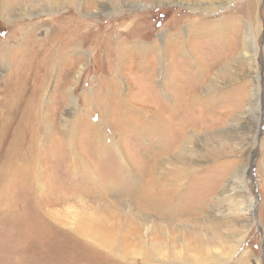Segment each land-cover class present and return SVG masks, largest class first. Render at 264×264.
I'll list each match as a JSON object with an SVG mask.
<instances>
[{
	"label": "rangeland",
	"instance_id": "obj_1",
	"mask_svg": "<svg viewBox=\"0 0 264 264\" xmlns=\"http://www.w3.org/2000/svg\"><path fill=\"white\" fill-rule=\"evenodd\" d=\"M4 9L0 6V48L5 41L10 46L26 42L31 28L36 39L46 29L52 39L74 33L81 46L74 52L62 50L76 62L74 69L63 61L48 73L50 54L40 50L46 40H28L18 58L0 53V264H120L97 244V237L91 240L76 230H91L87 218L94 230L95 223H102L100 230L112 239L121 233L131 237L134 225L143 228L127 210V186L149 191L153 186L147 163L158 165L153 157L160 159L170 140L185 134L192 136L195 154L185 161L198 165L179 191L185 197L179 194L177 208L188 222L181 223L182 230L176 228L177 239L152 234L149 244H169L153 254L161 262L149 264H179L187 257L190 264H264V0H73L23 17ZM120 40L124 43L118 46ZM67 41L59 40L56 48L67 47ZM138 41L148 47L144 66H135L132 48L114 75L118 48ZM153 45L164 50L162 79ZM190 93L195 99L189 105ZM86 94L108 101L105 131L122 152L126 171L112 143L100 147L92 142L87 121L63 130V119H74L67 102L71 96L77 99L78 113L97 120ZM37 96L44 101L41 113L48 111L53 121L52 142L40 148L36 179L26 182L11 174L5 186L4 172L14 161L25 162L32 149L36 127L31 111ZM117 99L144 108L145 120L134 125L136 114L130 113V124L118 123ZM171 99L178 104L173 115L165 110ZM151 112L161 113V124L168 126V140L161 139L166 147L154 133L145 132L146 124L154 125ZM45 133L41 128L40 134ZM248 198L253 200L252 214L238 210ZM197 223L205 228L214 224L209 230L213 237L204 239L199 252L182 243ZM137 254L130 255L131 264H144Z\"/></svg>",
	"mask_w": 264,
	"mask_h": 264
},
{
	"label": "bare ground",
	"instance_id": "obj_2",
	"mask_svg": "<svg viewBox=\"0 0 264 264\" xmlns=\"http://www.w3.org/2000/svg\"><path fill=\"white\" fill-rule=\"evenodd\" d=\"M62 3L72 4L73 0H66V1H64V0H0V6L2 9L4 7L5 8L4 10H6L10 15H16L18 17H23L24 15L32 16L33 14L38 13L39 12L38 10H40V9L53 8V7H56L57 5L60 6ZM62 8L63 7H61L60 9H62ZM70 10H71V8H70ZM66 32L67 31L63 32L61 34L62 35L61 37H57L55 39H52L51 38V31L46 29V31L43 33L44 34L43 37L41 39L40 38L36 39V37H35L36 35H35L34 31H32V28L28 29V37H26V38H28L27 41L29 40L30 43L31 42L36 43V41L46 40V46H44L42 44L43 47H41L40 50H45V51H47V53L50 54V56L46 62V68H47L46 72L47 73H48V70L51 68V66L53 67L55 65H58V64L62 63L63 61H66V64H69L70 65L69 67H71L73 69L76 65L75 64L76 62L74 63L72 60L69 59V55L67 57H65L62 50L64 48H69L70 52H74L75 50H78L80 48L81 44L77 41V37L74 36V33H73V36H71L70 33H68V32L66 33ZM26 38H24V39L26 40ZM57 40L58 41L59 40H62V41L68 40L67 41L68 42L67 47H66V45H64V47H62L60 45L58 48H56V45L58 44ZM123 41L120 40V41H116V42L119 46V45H123V43H124ZM26 42L21 41V42H18V44H16V45L10 46V45H8V42L5 41L4 43H2V46L0 48V53L2 56H6L8 53H11L13 56L16 55L15 58H18L25 51V48H26L25 45L27 44ZM54 42H56V44ZM132 48H134V50H136V51H134ZM152 48L155 49V50H152L154 60L157 61V64H159V67H158L159 68V77L161 79L165 78L166 74H165L164 70L166 69V66L164 65V62H163L164 57H165L164 50L158 48L157 45H153ZM130 49L133 50V51H131V54H134V56H135V62L137 64V65L135 64V66L140 67V68H142L144 66L142 60L148 52L147 51L148 47L139 41L134 43L133 45H131V47L130 46L127 47L124 45V46H121L120 48H118V53L114 57L113 64H114V68H116L114 71V75L119 74L118 70L120 68V60L128 54V51ZM173 49L176 50L175 47ZM167 51H165V52H167ZM18 60H20V59H18ZM16 64H17V62H16ZM16 64H14V65L17 66L18 64L17 65ZM83 70H84V65L80 66L78 68L77 75L75 77H78L82 73ZM161 92H162V95H164V96L167 95L166 90L163 87H161ZM174 97H175V95H174ZM85 99H86V105L88 107H91L93 110L97 111V113H98L97 120H93L91 115L88 116L86 114L78 113L79 112L78 111L79 106L77 104V99H76V97L71 96V98L69 100H67V102H68L69 106L72 107V110H73L72 112H70L69 115L74 117V119L72 120V122H69L67 119L64 118L63 119V130L65 131L67 126H69V125H71V127L72 126L74 127V125H77L78 123L81 124L82 122L85 123V121H87L86 130L91 134L92 142H94L95 144H99L100 147H102L103 144H105L107 142L112 143L114 148H115V151L120 156V153L122 154V152L119 150L116 141L114 139H112L107 134V132L105 131L106 127H107V126H105V124L108 123V121L105 119L107 108L109 109L108 101L101 98V96L91 97V96H88L87 94L85 95ZM194 99H195V93H190V95L188 96L189 105L192 103V101H194ZM162 101H163V99H162ZM43 103H44L43 99L41 100V98H38V96H37L35 99V102H34V108L31 111L32 112L31 122L36 127L34 134L30 138V146L32 147V149L30 150L29 153L26 154L27 159L25 162L19 163L17 161L16 162L14 161L12 163L11 167L7 171L4 172L5 173L4 175L6 177V180H4L5 186L9 185V182L11 180L10 178L12 177L11 174H15L17 176L24 178V180L26 182H28V181L31 182V179H36L37 175L39 174L38 170L36 171V167L40 163V156H39L40 155V153H39L40 148H42L43 146H46L48 142H52L50 139V135L52 134V133H50L51 132L50 127H51V124L53 121L50 118L48 111L41 113L40 107H42ZM150 103H152V102H150ZM159 106H161V105L159 104ZM116 107H117V111L115 113L116 114L115 118L118 121V123H124V122L128 121V123L130 124L131 122L129 121V118H128L129 117L128 114H130V113L136 114V117L135 116L133 117V119H135L133 121L134 125L137 122V119L143 120V118L145 117L143 115L145 112L144 108H140V107L138 108L137 106H127L125 104L124 99H120V100L117 99ZM169 107L170 108L165 109V110L166 111L168 110L169 112H171L170 113L171 115L176 114L175 108H178V104L173 99H171V103H170ZM146 112H148V111H146ZM172 112H174V113H172ZM148 116L150 117L151 121L154 122V125H151V124L145 125L144 124L146 126L145 132H147L148 134L154 133V136H156L158 138V140L159 139L161 140L162 138L166 139V133H167L166 131L168 129V126L161 124L160 121L162 119H164V117L161 116V113L151 112V114ZM167 117H169V116H167ZM54 118H55V116H54ZM55 119H54V121H55ZM140 123H142V122H139V125H140ZM174 126L177 127L176 125H174ZM41 128H43L46 132L45 135H43V136L40 134ZM120 129H121V127H120ZM110 130H111V127H110ZM64 137H66L65 134H64ZM14 138H15V136H14ZM67 138H68V136L66 137V139ZM191 138H192L191 135H186V134L181 135L177 139L175 138V140L172 138L173 140H170V143H171L170 145L168 143L167 149L165 150L166 152L163 154V156H161L160 159H158V160H157V158H158L157 155H155L153 157L154 158L153 161H156L157 162L156 164H158L159 166L153 165L152 162L149 163L147 161L149 163V164L147 163V165H148L147 167H150V170H147L146 172L150 171L148 173V177H149L148 180H150V182L152 183V186H153L152 188L149 189V191H143L142 189H140V187L138 185L134 186V185L129 184L127 186L128 188L126 189V193L129 194L128 199H126V201H125L127 210L129 211L130 215H133V216L137 217V219L139 218V220H141V226H143V228H140L139 225H134L132 227V233L130 232L131 237H126V235L124 233H121L119 235L118 239L116 238V236L114 239H112V238H110V236H107V234H105L106 231H104V229L100 230V224H102V223H100L99 221H98V223H95V224H99V225H95V227L96 226H98V227L96 228V230H94V228H93L94 222L91 221V219L87 218L86 220H84V222L86 221L87 222L86 224H89V227L91 228V230L89 229L90 230L89 231L87 229H84L82 226H80V228L78 230H76V232L81 234L84 237L90 238L91 240H93L94 237H97L98 238L97 240L99 242L97 244L101 247H104L107 250V252H110L115 257H117L120 264H131L130 260H132V259H131L130 255L134 254V253L135 254L138 253L137 255L141 256V261L144 264H149V261H151V260L159 261L158 259L156 260L157 257L155 258L153 254L155 252L158 253V250H159V252H163V247H166L167 244H169V243L164 244V243H162L163 241L162 242L161 241L160 242L159 241H155V242L153 241V242H150V244H149V240L152 238L151 237L152 234L155 232H160L161 234H163V236L165 235V236H168L170 238L177 239L176 228L178 227L180 230H182L183 227L181 226L182 225L181 223H187L188 222V221H184L183 219H181L183 217L182 216L183 210H179L177 207L180 206L179 203L181 202V197L179 195L181 193L179 191H180L182 185L186 182L188 175H190V173L196 167H198L197 164L185 161L188 158L195 159L194 158L195 154L192 151V147L190 146V144L192 143ZM165 139L161 140V141H163L162 143L164 146L167 144V143L166 144L164 143ZM166 140H168V138ZM16 141L18 142V140H16ZM71 142L72 141H68V144H69V147H71V149H72L73 145L71 144ZM162 150H164V149H162ZM167 153H169V154H167ZM120 158L124 164L121 167H123L124 171H126L125 167L127 165L125 164V161L123 160V156H120ZM8 166H10V165H8ZM86 167L87 166H84L85 170L88 171L86 169ZM127 170H129V169H127ZM151 175H153V176H151ZM235 178L237 179L238 176L235 175ZM38 186H42L40 182L38 183ZM236 189H245V187L244 186H237ZM183 194H181V195H183ZM117 201L120 203L124 202L123 200H120L119 198H117ZM252 203H253V200L249 199L247 201V203L242 205V207H240L238 210H240V212L246 211V210L247 211L251 210V214H252L253 213V211L251 209ZM138 209L139 210H141V209L147 210L148 212L143 214L144 212L142 213V212L138 211ZM184 214L186 215V212H184ZM206 220H207V218L203 219L202 221H206ZM101 222H103V221H101ZM199 224L200 225H198V223H197L195 225V229L189 230L188 240L182 239V243H185L184 246L191 249V251L192 250H195V251L197 250V252L201 251V249H202L201 245L204 242V239L208 240V238L210 237V231L209 230H211V228L214 226V224L210 223L211 225L209 227L206 226V228H205L204 226L203 227L201 226V224H204V223H199ZM134 227H135V230L133 229ZM178 228H177V230H179ZM212 237L213 236H211L210 238H212ZM242 238L243 237L240 238L239 243H241L243 241ZM191 242H193V243H191ZM154 246H155V248H154ZM170 247H174V246L171 245ZM137 250H140V251L137 252ZM152 255H153V257H152ZM159 262H161V261H159ZM190 262H191V260L189 257L184 258L182 260H179V264H190ZM167 263L168 264H174L171 260L168 261Z\"/></svg>",
	"mask_w": 264,
	"mask_h": 264
}]
</instances>
